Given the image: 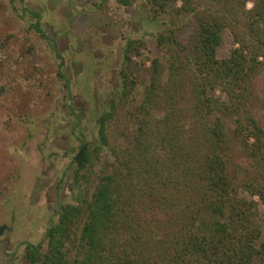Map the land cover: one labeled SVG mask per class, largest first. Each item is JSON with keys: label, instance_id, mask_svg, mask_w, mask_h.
I'll use <instances>...</instances> for the list:
<instances>
[{"label": "trees", "instance_id": "obj_1", "mask_svg": "<svg viewBox=\"0 0 264 264\" xmlns=\"http://www.w3.org/2000/svg\"><path fill=\"white\" fill-rule=\"evenodd\" d=\"M140 1L163 28L157 42L164 56L150 61V84L129 113L134 144L101 161L113 118L107 112L102 146L82 144L74 158L78 203L60 206L58 222L43 242L26 245L24 258L31 264H264L257 203L239 195L244 190L264 204L258 118L264 89L257 87L264 84V0H117L122 7ZM31 14L46 38L40 15ZM227 32L234 49L219 60ZM141 45L131 40L124 49L114 107H125L135 91L130 55L141 57ZM217 89L227 100L211 94Z\"/></svg>", "mask_w": 264, "mask_h": 264}, {"label": "rangeland", "instance_id": "obj_2", "mask_svg": "<svg viewBox=\"0 0 264 264\" xmlns=\"http://www.w3.org/2000/svg\"><path fill=\"white\" fill-rule=\"evenodd\" d=\"M31 13L40 15L46 38L33 28ZM152 16L146 1L122 7L117 0H0V264H31L24 258L26 245L43 242L61 205L78 203L74 158L82 144L102 146L100 121L107 112L113 118L101 161L134 144L129 113L150 84V61L164 56L157 42L163 28ZM131 40L142 43V56L130 55L135 91L125 107H114ZM233 49L227 32L217 58H229ZM211 94L227 100L221 90ZM263 102L258 118L264 128ZM99 173L96 168L93 177ZM239 195L257 203L260 249L264 204L244 190Z\"/></svg>", "mask_w": 264, "mask_h": 264}, {"label": "water", "instance_id": "obj_3", "mask_svg": "<svg viewBox=\"0 0 264 264\" xmlns=\"http://www.w3.org/2000/svg\"><path fill=\"white\" fill-rule=\"evenodd\" d=\"M4 229H5L4 226L0 228V235L2 234V232H3Z\"/></svg>", "mask_w": 264, "mask_h": 264}]
</instances>
